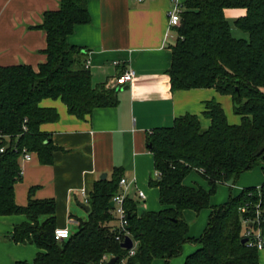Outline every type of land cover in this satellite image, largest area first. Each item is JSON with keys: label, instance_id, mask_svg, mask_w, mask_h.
<instances>
[{"label": "trees", "instance_id": "obj_1", "mask_svg": "<svg viewBox=\"0 0 264 264\" xmlns=\"http://www.w3.org/2000/svg\"><path fill=\"white\" fill-rule=\"evenodd\" d=\"M88 0H61L57 10L44 13L38 27L45 31L46 62L37 70L29 65L0 67V216L24 215L27 222L15 226L14 243H34L41 251L31 264H165L182 256L185 244L196 246L184 264H260L259 252L243 243L246 228L261 229L264 236V184L245 188L225 204L211 199L220 185L239 182L243 173L260 167L264 174V0H186L178 41L171 48L168 70L173 92L215 89L233 99V112L241 117L231 125L222 105L206 104L211 120L203 129L197 115L179 117L172 126L148 135L147 146L160 174L151 186L160 192L161 211L139 213V205L126 199L128 236L136 245L134 257L118 242L117 221L110 203L120 192L121 169L111 180L95 183L89 192L87 218H77V230L63 241L55 240L57 204L54 199H34L27 206L16 202L15 188L22 180L23 150L36 154L41 165H52L58 152L41 132L56 123L57 109L44 108L46 99L61 100L71 115L84 120L96 109L118 105V90L94 87L86 68L85 52L68 43L77 26L91 21ZM244 9L235 21L249 39L235 38L226 11ZM196 172L208 189L185 180ZM230 187V188H232ZM246 213H242V209ZM210 210L202 235L189 237L186 211ZM260 215L257 216V212ZM253 222L245 226L244 219ZM261 221V222H260ZM123 238L125 235H122ZM9 238V237H8ZM17 264H28L19 262Z\"/></svg>", "mask_w": 264, "mask_h": 264}, {"label": "crops", "instance_id": "obj_2", "mask_svg": "<svg viewBox=\"0 0 264 264\" xmlns=\"http://www.w3.org/2000/svg\"><path fill=\"white\" fill-rule=\"evenodd\" d=\"M180 2L184 4L186 0ZM60 3L61 0H0V67L25 64L37 70L47 61L43 53L48 45L46 33L38 26L43 23L44 13L59 9ZM170 7L171 0H150L144 4L133 0H88L91 21L77 26L68 43L85 52L93 86L111 89L116 78L131 69L137 77L131 85L117 89V107L96 109L84 120L70 115L61 100L41 102L42 107L58 111L56 123L41 127L58 152L52 165H41L36 154L30 161L21 162L22 180L15 188L19 206H27L29 191L34 189V199L56 201L58 229L68 228L71 232V223L77 225V218H87L81 191L89 195L104 174L111 180L114 171L120 168L122 179L131 183L126 197L138 203L139 213L161 211L164 207L159 201L160 192L151 186V181L158 177L154 156L147 146L148 135L155 129L172 126L186 114L197 115L202 128L208 129L211 120L204 113L210 101L222 105L231 125L241 123L240 116H231L233 99L221 96L215 89L172 91L168 70L178 33L169 25ZM228 11L233 10H227L226 17ZM252 175L245 174L241 183L233 187L237 192L230 196H239L243 189L253 187L250 185L264 184V174L256 184L249 180ZM184 184L208 189L193 173ZM138 191L145 193V200ZM214 199H211L213 206L226 203L218 205ZM210 214V210L184 213L190 224L189 237L197 239L202 235ZM25 222L24 215L0 216V264H31L41 252L34 243L20 244L10 239L14 227ZM196 249L185 244L182 256L169 264H184ZM259 262L264 264V249L259 252ZM152 264L165 262L156 260Z\"/></svg>", "mask_w": 264, "mask_h": 264}, {"label": "built area", "instance_id": "obj_3", "mask_svg": "<svg viewBox=\"0 0 264 264\" xmlns=\"http://www.w3.org/2000/svg\"><path fill=\"white\" fill-rule=\"evenodd\" d=\"M135 3L137 4H144L147 1L150 0H133ZM172 2V7H170L168 9L167 12V17L169 20V25L171 28L173 29H177L179 28L181 25V21H182V15L185 11L184 9V4H182L180 2V0H171ZM86 68L89 69L90 67V61L87 60L86 64H85ZM137 77V73L131 69L126 71L125 73H123L122 75H120L119 77L116 78L113 86L111 87V89H119L125 86H129L131 85V83L135 80V78ZM23 156H22V162H27L30 161L33 157V154L29 151L23 150ZM4 153V148H0V154ZM22 175H23V171H22ZM156 177H160L159 173H156ZM131 185V183L127 180V179H121L120 181V192L117 193V195H115L112 199L111 202L114 203V207L113 209V214L116 218L117 221V228L116 230L118 231L119 235L116 237L118 242H124L125 241V237L128 236V231H127V226H128V221H127V217H128V211L125 208V201L127 199L126 197V190L128 189V187ZM259 189V187H258ZM139 196L141 199L145 200L146 199V195L145 193H143L142 191H138ZM81 195H83L84 197V205L88 204L89 201V195L87 194V192L85 190L81 191ZM242 213H246V209H242ZM260 215V211L257 212V216ZM261 222V221H260ZM264 222V220H263ZM244 225L247 226L249 223L250 225H253V222L251 220H249L248 218L244 219ZM71 232L68 228H60V229H56L55 231V240L56 241H63L69 238ZM122 235H125V237L123 238ZM244 235L246 238H248V242H250V245L253 247H256L257 250H262L264 249V236L261 233V229H257V231H254L250 228H246ZM136 243L134 242V248L132 250L129 251L130 257H134L136 254ZM123 264H126V261L123 262Z\"/></svg>", "mask_w": 264, "mask_h": 264}, {"label": "rangeland", "instance_id": "obj_4", "mask_svg": "<svg viewBox=\"0 0 264 264\" xmlns=\"http://www.w3.org/2000/svg\"><path fill=\"white\" fill-rule=\"evenodd\" d=\"M245 13H246V11L244 9H235L233 11H228V13H227V19H228L229 23H231L232 34L235 38L249 39L248 35L245 32H243L242 30H240L234 23L235 19L245 15ZM231 114H232L231 116H235V117L239 116V115L237 116L236 114H234V112ZM249 172L253 173V175L249 179L251 182H254L253 184H256V182L258 183V178H260V177L262 178V176H263L262 170L260 167H257L254 170L249 171ZM247 173L248 172L243 173L239 182H237L235 185H233V187L238 186V184L241 183L242 177H244V175ZM193 174L194 175L196 174L197 176H199L196 172H193ZM199 178L203 182H205L201 176H199ZM250 186L256 187V185H250ZM207 187H208V184H207ZM230 187H232V184L220 185L217 188L218 191L215 194V196H213V198H215L214 200H216V202H218V205L225 203L228 200L231 193L237 192L236 188L234 189L233 187L232 188H230ZM69 226H71V228H70L71 233L75 232L77 230V227H78V225H76V222L71 223ZM188 245H192V244L188 243Z\"/></svg>", "mask_w": 264, "mask_h": 264}, {"label": "water", "instance_id": "obj_5", "mask_svg": "<svg viewBox=\"0 0 264 264\" xmlns=\"http://www.w3.org/2000/svg\"><path fill=\"white\" fill-rule=\"evenodd\" d=\"M106 177H107V175L104 174V175L101 177V179L104 180V179H106ZM110 207H111V208L114 207V203H113V202L110 203ZM82 208L85 209V210H87V212L90 211L89 208H88L86 205H83ZM247 242H248V238H244V239L242 240V244H243V243L245 244V243H247ZM121 247L124 248V249H126V250H128V251L132 250V249L134 248V241H133V239H131L129 236H126V237H125V241L121 244ZM117 262H118V258H112V259H110V260L107 262V264H116Z\"/></svg>", "mask_w": 264, "mask_h": 264}]
</instances>
